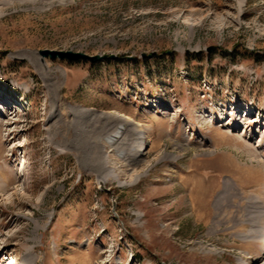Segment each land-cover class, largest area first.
I'll return each instance as SVG.
<instances>
[{
    "label": "rangeland",
    "instance_id": "rangeland-1",
    "mask_svg": "<svg viewBox=\"0 0 264 264\" xmlns=\"http://www.w3.org/2000/svg\"><path fill=\"white\" fill-rule=\"evenodd\" d=\"M263 243L264 0H0V264H264Z\"/></svg>",
    "mask_w": 264,
    "mask_h": 264
},
{
    "label": "bare ground",
    "instance_id": "bare-ground-1",
    "mask_svg": "<svg viewBox=\"0 0 264 264\" xmlns=\"http://www.w3.org/2000/svg\"><path fill=\"white\" fill-rule=\"evenodd\" d=\"M41 69L43 71L42 67L40 68V70ZM43 75H45V74H43ZM249 108L250 107L248 106L247 109L249 110ZM78 110L79 109H77L76 107H73V111H75V113H77ZM176 112H178V110ZM118 117H119L120 124L124 125L123 128L127 129L130 133H134L135 134L136 131L138 130L137 128H139V126H141V122H137L135 117H130V116L126 115L125 113L124 114H119ZM220 120H222V118ZM151 125L152 124H150V126ZM114 131H115V129H113L112 132H114ZM145 137L146 138L144 139V141H141L138 137L137 138L136 137H132V139L130 141H125V143H123L125 145L126 144H129V145L130 144H134L136 146V148L134 149L135 153H134V151H131L130 149H128V151H127L128 152L127 153V159L129 161V164L132 165L131 169L133 170L134 176H136V179L140 178V173H141L140 172V168L142 167V164H143L142 162L146 161V158H147L146 157L147 154L145 152L147 151L148 142L150 141L149 132L146 133ZM152 146H153V143H152ZM116 174H118V173H116V171L113 170L112 168L110 170L106 169V171L103 174V178L102 179H103V181H107L112 176L113 177H117ZM262 246H264V243L261 245V247ZM29 259H30V254H28L25 257L26 261H28ZM28 264H31V263L29 262Z\"/></svg>",
    "mask_w": 264,
    "mask_h": 264
},
{
    "label": "water",
    "instance_id": "water-1",
    "mask_svg": "<svg viewBox=\"0 0 264 264\" xmlns=\"http://www.w3.org/2000/svg\"><path fill=\"white\" fill-rule=\"evenodd\" d=\"M41 54L44 57H50L53 59L59 58L61 60H69L71 62H78L79 60H88L91 61L92 63L98 62V61H103V60H108V59H115V55L113 54H108V55H93L90 56L88 54L79 52V53H74V52H60V51H55V50H45L42 51ZM99 183L102 185L104 183L103 179H99Z\"/></svg>",
    "mask_w": 264,
    "mask_h": 264
},
{
    "label": "built area",
    "instance_id": "built-area-1",
    "mask_svg": "<svg viewBox=\"0 0 264 264\" xmlns=\"http://www.w3.org/2000/svg\"><path fill=\"white\" fill-rule=\"evenodd\" d=\"M139 129H142V128H139ZM147 131L145 129H142L140 130V133H139V139L141 141H144V139L146 138L145 135H146Z\"/></svg>",
    "mask_w": 264,
    "mask_h": 264
}]
</instances>
